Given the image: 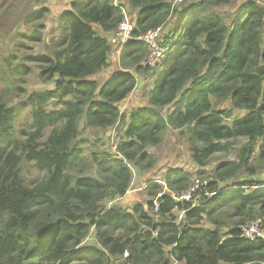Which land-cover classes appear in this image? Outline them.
Here are the masks:
<instances>
[{
    "label": "trees",
    "instance_id": "trees-1",
    "mask_svg": "<svg viewBox=\"0 0 264 264\" xmlns=\"http://www.w3.org/2000/svg\"><path fill=\"white\" fill-rule=\"evenodd\" d=\"M117 1L134 14V35L175 17L174 39L164 40L156 71L145 64L146 45L131 39L122 47V70L99 85L92 77L109 65L107 36L120 8L112 0H68L47 52L31 60L37 78L54 88L1 90L0 264H264V239L240 237L246 222H264V181L253 179L264 173V2L244 1L227 23L212 8L232 0ZM15 69L22 75L16 82L30 71ZM153 73L148 105L126 116L118 104L135 88L136 74ZM20 96L31 121L17 130L13 99ZM225 101L230 108L219 107ZM233 110L245 114L231 119ZM80 120L102 131L115 127L114 153L99 151L95 140L86 147ZM169 127L184 134L198 167L219 158L206 179L197 173L206 186L195 190L196 205L176 199L193 174L174 168L162 183L146 184L145 204L108 206L129 189L132 167H154L148 148ZM28 163L43 173L39 179L24 176ZM240 174L252 179L238 180Z\"/></svg>",
    "mask_w": 264,
    "mask_h": 264
},
{
    "label": "rangeland",
    "instance_id": "rangeland-1",
    "mask_svg": "<svg viewBox=\"0 0 264 264\" xmlns=\"http://www.w3.org/2000/svg\"><path fill=\"white\" fill-rule=\"evenodd\" d=\"M244 1L246 0H232L231 3L226 6L212 8V11H217L222 15L224 20L229 23L235 15L240 13V11L238 12V8ZM257 1L264 2V0ZM69 9L68 0H0V94L2 93L1 90H6L14 84L21 85L23 91H26V93H30L33 90L54 88L53 82H41L37 78V69L35 64L31 63V60L34 56L47 52L46 49L50 39L52 37L55 38L59 32L60 27L58 21L60 15ZM130 14L134 17L133 13L130 12ZM168 21L170 23L174 22V29L176 25L175 17H171ZM161 26L164 33L162 32V38L160 37V39L164 41V39L168 38H164L163 34L165 36V32L169 27L167 23ZM93 27L96 32L102 33L98 26L93 25ZM37 35H39L40 40L33 38ZM170 38H174V35ZM121 48L122 47H114L111 45L108 67L95 77H92V79L94 78L97 80L99 85L107 83L115 73L122 70L120 66ZM18 64L22 66L25 65L30 69L28 74L25 76L23 75L22 82H16L17 79L22 78L21 74L15 75V65ZM10 74L14 76L11 80H8L7 77ZM135 77L137 80L135 88L118 104L119 109L126 116L135 108L148 105L147 92L153 85V80L157 77V73H153L152 75L136 74ZM22 99L23 96L14 97L13 99L14 105L18 107V114L14 123V127L17 130L31 121L29 109H24L20 106ZM219 107L224 109L230 108V103L228 101L222 102ZM167 109L170 110V107H167ZM167 109H165L163 113H165ZM244 114V110H233L231 119L242 117ZM230 121L231 120H228V122ZM78 127L80 128L81 137L84 139L82 143H84L86 147L91 146L95 140V148L99 151L103 150L107 153H114V144L116 141L115 127L102 131L98 128H91L84 125L82 120L79 121ZM48 130L49 128L46 129V132ZM242 142H244V140H240L238 144ZM148 150L156 158L154 167L147 171H139L132 167V180L128 191L124 196L111 201L108 206H120L125 209H130L135 203L145 204L148 200L144 192L146 184L151 181L162 183L163 175L169 169L180 168L188 171L193 174L194 181L195 179H199L197 173L200 172V174H202L201 177L204 178L219 162V158H213L207 166L203 168L198 167L191 156L184 134L172 127L166 130L163 135V140L159 145L149 147ZM234 156L235 150L230 151L227 155L229 159H233ZM23 174L27 179L32 181L39 179L43 175L39 169L35 168L30 163L25 166ZM244 179H252V177H248L246 174H240L238 180ZM253 179L264 181V173L253 176ZM156 204L157 202L154 200L153 205L156 206ZM154 213L155 211L151 212L150 215L155 217ZM179 213L180 211L178 209L177 213H175L176 216H178V220L180 219ZM262 224H264V222ZM202 226L212 228L211 223L206 221L202 222ZM224 229L227 230L226 227ZM90 239L91 237L86 238L85 242L90 241ZM173 264L183 263L176 262Z\"/></svg>",
    "mask_w": 264,
    "mask_h": 264
},
{
    "label": "built area",
    "instance_id": "built-area-1",
    "mask_svg": "<svg viewBox=\"0 0 264 264\" xmlns=\"http://www.w3.org/2000/svg\"><path fill=\"white\" fill-rule=\"evenodd\" d=\"M182 1L183 0H174L173 3L178 4ZM113 4L120 8L122 17L115 29L112 30L111 33L107 36L109 45H113L114 47H123L124 44L131 39L140 40L146 45L147 48L145 64L152 68V70L160 67L163 58L166 55L168 47V43L160 39V37L162 38L163 32L162 26L160 25L158 27L148 29L140 34L134 35L135 22L133 17L130 15L128 8L123 4H119L117 0H113ZM205 186V180L195 179L192 186L183 191L180 196L176 197V199L188 201H191L193 199L192 204L196 205V197H194L193 194H195L200 187ZM155 208H157V205L155 206ZM182 214L183 211L181 210L179 213V217H181ZM262 223L263 221L261 218H256L254 220L246 222L241 227L240 237L252 242H257L260 239H264Z\"/></svg>",
    "mask_w": 264,
    "mask_h": 264
},
{
    "label": "crops",
    "instance_id": "crops-1",
    "mask_svg": "<svg viewBox=\"0 0 264 264\" xmlns=\"http://www.w3.org/2000/svg\"><path fill=\"white\" fill-rule=\"evenodd\" d=\"M173 23H174V22H171V23L169 22V23L167 24V26H168L169 28H168L167 31L165 32V36H164V34H163V37H164V38H170V37H172V35L174 34V32H173V30H172V28H173V26H174V25H172ZM121 51H122V49H121ZM121 51H120V54H121ZM119 71H121V70H119ZM119 71H118V72H119ZM118 72H117V73H118ZM115 74H116V73H115ZM115 74H114V75H115ZM127 191H128V190H127Z\"/></svg>",
    "mask_w": 264,
    "mask_h": 264
},
{
    "label": "clouds",
    "instance_id": "clouds-1",
    "mask_svg": "<svg viewBox=\"0 0 264 264\" xmlns=\"http://www.w3.org/2000/svg\"><path fill=\"white\" fill-rule=\"evenodd\" d=\"M113 1V0H112ZM130 13V12H129ZM131 15V14H130ZM172 39H174V38H172ZM165 40V39H164Z\"/></svg>",
    "mask_w": 264,
    "mask_h": 264
},
{
    "label": "bare ground",
    "instance_id": "bare-ground-1",
    "mask_svg": "<svg viewBox=\"0 0 264 264\" xmlns=\"http://www.w3.org/2000/svg\"><path fill=\"white\" fill-rule=\"evenodd\" d=\"M252 242V241H251Z\"/></svg>",
    "mask_w": 264,
    "mask_h": 264
}]
</instances>
